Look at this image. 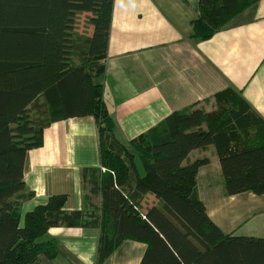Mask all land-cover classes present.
<instances>
[{"label":"trees","instance_id":"16d2710c","mask_svg":"<svg viewBox=\"0 0 264 264\" xmlns=\"http://www.w3.org/2000/svg\"><path fill=\"white\" fill-rule=\"evenodd\" d=\"M257 1L199 0L192 36L209 38ZM112 7L113 0H0V264L54 257L47 230L78 225L99 227L95 264L126 238L146 243L139 264H264V238L224 234L211 221L193 194L209 158H188L213 145L225 193L262 194L264 120L227 87L214 94L213 108L193 103L119 144L103 84L94 80L103 71ZM81 14L87 34L77 30ZM82 116L97 123L99 165L82 177L98 207L66 210V194H53L21 218V202L32 196L23 179L29 150L53 121Z\"/></svg>","mask_w":264,"mask_h":264},{"label":"crops","instance_id":"0c3cea01","mask_svg":"<svg viewBox=\"0 0 264 264\" xmlns=\"http://www.w3.org/2000/svg\"><path fill=\"white\" fill-rule=\"evenodd\" d=\"M198 1L113 0L103 71L94 80L103 84L119 144L128 146L171 112L193 103L205 111L213 108L214 94L227 87L264 120V0L237 12L206 39L192 36ZM83 18L77 30L87 34ZM202 156L209 162L198 168L193 194L211 221L224 234L264 238V193L227 195L214 146L194 149L188 158ZM98 165L93 116L50 123L42 144L28 153L23 179L32 196L21 202V218L53 194H66V210L98 207L100 197L90 193L82 177L84 168ZM46 237L56 240L57 253L42 256L39 264H95L98 226L50 227ZM145 250L144 241L126 238L101 264H139Z\"/></svg>","mask_w":264,"mask_h":264},{"label":"rangeland","instance_id":"374dc122","mask_svg":"<svg viewBox=\"0 0 264 264\" xmlns=\"http://www.w3.org/2000/svg\"><path fill=\"white\" fill-rule=\"evenodd\" d=\"M152 200L153 199H152V197L150 195H146L145 198H144V200H143V202H142V204L145 205V207H146V205L147 204H150L151 203L150 201H152Z\"/></svg>","mask_w":264,"mask_h":264}]
</instances>
